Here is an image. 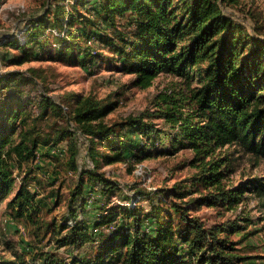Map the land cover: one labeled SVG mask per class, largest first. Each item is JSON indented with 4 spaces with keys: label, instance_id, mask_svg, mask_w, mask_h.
Masks as SVG:
<instances>
[{
    "label": "trees",
    "instance_id": "1",
    "mask_svg": "<svg viewBox=\"0 0 264 264\" xmlns=\"http://www.w3.org/2000/svg\"><path fill=\"white\" fill-rule=\"evenodd\" d=\"M73 1L70 7L57 2L50 5L27 28L23 43H11L25 53L18 61L29 60L32 54L44 57L38 55L44 50L49 59H53L55 51H68L74 62L83 63L92 56V49L81 44L84 38H101L104 29L116 25V18L129 20L132 31L127 36L122 33L120 42L113 44L119 68L134 76V86L147 88L160 74L188 81L197 78V85L186 96L171 99L157 95L154 112L174 126L179 123V136L171 138L170 146L175 148L177 142L185 141L191 149L190 163L197 169L192 186L201 190H196L197 197L182 187L179 191H174L175 188L167 191L179 200L178 204L170 205L178 213L176 224L169 215L162 216L157 210L151 212L150 219L142 218L139 209L133 206L123 208L122 217L100 216L94 221L93 226L98 228L122 219L97 239L92 235L88 219L80 216L76 208H82L83 212L86 191L90 192L93 187H98L104 197L118 186L103 173L78 172L77 184L68 199V212L57 227L53 225V231L57 232L55 245L81 249L97 239L95 253L87 259L73 256L69 261L42 253L41 263L36 264H243L246 257L238 254L236 243L230 240L243 227L234 221L207 227L189 214V206L236 207L246 191L258 198L264 197V177L251 178L243 185L230 188L227 181L234 172L236 158L233 153L223 151L234 146L252 160L264 163V40L248 34L241 25L222 14L217 0ZM78 6L86 14H74L72 10ZM47 29L53 32L55 40L49 51L45 50L50 45ZM93 53L97 56V51ZM40 105L43 113L51 106L71 115L86 137V154L94 169L127 155L135 159L149 156L147 149H141L140 139L132 140L127 137L129 134L144 137L148 143L160 134L153 123L144 120L143 114L112 125L103 124L100 120L112 105H103L88 97L73 96L68 106L42 97ZM185 107H190L193 113L183 116ZM23 109L18 99L0 107V203L14 191L18 178L14 173L16 168L37 155L50 156L49 151L54 147L43 153L39 148L47 144L55 146L67 137L66 133L59 132L54 137L34 138V131L25 127ZM115 128H118L117 134ZM69 150L74 169L76 149ZM32 173L26 171L14 195L6 202V208L11 217L25 220L37 231L40 229L38 209L43 199L29 189V183L40 182L30 177ZM126 214L132 219L130 223L125 222ZM68 220L72 225L67 224ZM0 264L16 263L0 260Z\"/></svg>",
    "mask_w": 264,
    "mask_h": 264
},
{
    "label": "rangeland",
    "instance_id": "2",
    "mask_svg": "<svg viewBox=\"0 0 264 264\" xmlns=\"http://www.w3.org/2000/svg\"><path fill=\"white\" fill-rule=\"evenodd\" d=\"M56 2L70 7L74 1L0 0V107L9 101L20 100L27 121L25 127L34 131V138L54 137L59 132L67 134L65 140L57 145L47 144L39 148V152L43 153L49 147H54L49 151L50 156L37 155L31 162L22 163L20 168L14 170L18 177L14 191L7 200L0 203V260L16 264H36L42 253L55 254L66 261L73 256L90 258L98 245L97 236L114 229L122 219L104 223L98 228L93 226L94 221H98L100 216L122 217L123 208L136 206L141 217L148 216L149 219L151 212L157 210L162 216L169 215L176 224L178 213L170 205L178 204L179 200L174 193L168 194L167 191L174 188V191H179L182 187L197 197L199 191L196 190L200 189L192 186L197 169L190 163L193 159L191 149L186 147L185 141L177 142L175 148L170 146L171 138L179 136V123L174 126V123L167 122L158 112H154L157 95L171 99L174 96H186L197 85V78L188 81L160 74L147 88L134 86V76L120 70L113 44L120 42L121 35L130 34L132 28L129 20L116 18V25L104 29L101 38H84L81 44L92 49V56L91 60L83 63L74 62L68 51H55L52 53L53 59H49L44 50L38 52V55L44 57L37 58L32 54L29 60L22 63L18 61L25 53L11 43H23L24 33L31 23ZM217 2L222 14L241 25L248 34L264 40V0ZM85 11L79 6L72 10L77 15H84ZM50 16L53 18L52 14ZM47 31L50 45L45 50L49 51L55 40L51 35L53 32L49 29ZM33 50V53L37 52L36 48ZM93 51H97V56H93ZM27 53L30 54V50ZM73 96L88 97L100 104L112 105V109L100 120L105 125L143 114L144 120L153 123L160 134L149 143L144 137L135 134L127 137L135 141L140 139L143 144L141 149H147L149 156L135 159L127 155V158L123 157L120 161L104 162L99 169H94L86 154V137L79 125L71 119V115L53 110L51 106L43 113L40 105L42 97H47L58 105L68 106ZM192 111L190 107H185L181 113L187 116ZM117 132L118 128H115V134ZM127 137L125 136V141ZM71 147L76 149L74 169L69 157ZM99 151L109 152L105 148H99ZM223 151L233 153L236 158L234 172L227 181L230 188L243 185L251 178L264 177V163L252 160L248 154L234 146L226 147ZM133 152L135 148L132 149ZM29 170L33 172L30 177L40 181L39 184L29 183V189L37 193L39 199H43L38 209L40 229L37 231L25 220L11 217L6 208V202L14 195L22 177ZM88 171L103 173L118 188L104 197L99 194L98 187H93L90 192L86 191L83 212L82 208L77 207L78 204L73 205L77 207L80 216H85L91 224L92 235L97 238L92 245L87 244L81 249L68 246L57 248V232L53 231V225L57 227L68 212V199L77 184L78 172ZM86 179L87 174L84 176V180ZM263 203L264 197L258 198L246 191L242 202L236 207L190 205L189 214L203 221L207 227L227 221L239 223L243 229L232 234L230 240L236 243L238 254L246 257L243 264H264ZM124 216L125 222L132 221L127 214Z\"/></svg>",
    "mask_w": 264,
    "mask_h": 264
},
{
    "label": "built area",
    "instance_id": "3",
    "mask_svg": "<svg viewBox=\"0 0 264 264\" xmlns=\"http://www.w3.org/2000/svg\"><path fill=\"white\" fill-rule=\"evenodd\" d=\"M67 224H68V225H72V221H71V220H68V221H67Z\"/></svg>",
    "mask_w": 264,
    "mask_h": 264
}]
</instances>
